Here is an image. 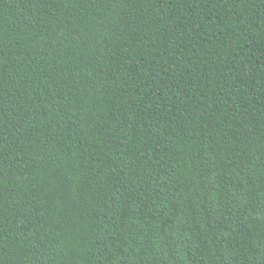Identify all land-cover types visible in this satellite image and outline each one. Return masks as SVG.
<instances>
[{"label": "trees", "instance_id": "trees-1", "mask_svg": "<svg viewBox=\"0 0 264 264\" xmlns=\"http://www.w3.org/2000/svg\"><path fill=\"white\" fill-rule=\"evenodd\" d=\"M0 264H264V0H0Z\"/></svg>", "mask_w": 264, "mask_h": 264}]
</instances>
